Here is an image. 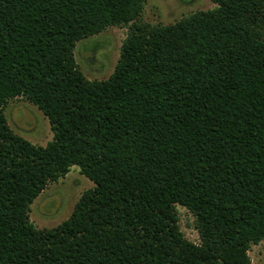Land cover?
<instances>
[{
    "label": "trees",
    "instance_id": "1",
    "mask_svg": "<svg viewBox=\"0 0 264 264\" xmlns=\"http://www.w3.org/2000/svg\"><path fill=\"white\" fill-rule=\"evenodd\" d=\"M139 25L145 0H0V264H252L264 240V0ZM132 24L113 73L79 42ZM24 96L53 139L16 134ZM95 183L51 229L31 204L72 166ZM196 217L200 243L179 226Z\"/></svg>",
    "mask_w": 264,
    "mask_h": 264
},
{
    "label": "rangeland",
    "instance_id": "2",
    "mask_svg": "<svg viewBox=\"0 0 264 264\" xmlns=\"http://www.w3.org/2000/svg\"><path fill=\"white\" fill-rule=\"evenodd\" d=\"M211 0H145L136 23L152 26L173 24L198 11L216 7ZM132 24L111 26L79 42L75 55L79 69L90 80H104L113 73L118 63L121 47L130 33ZM13 131L36 145L45 146L53 139L54 132L49 118L37 105L24 96L15 97L4 108ZM95 187V183L81 173L78 166L46 189L31 204L30 220L40 229H51L70 217L82 194ZM179 226L184 236L200 243L195 215L186 207L177 205ZM252 264H264V240L252 244L249 249Z\"/></svg>",
    "mask_w": 264,
    "mask_h": 264
}]
</instances>
